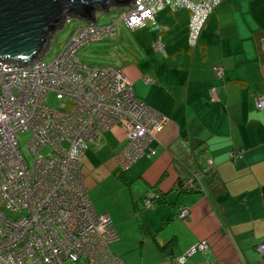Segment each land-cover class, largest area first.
Segmentation results:
<instances>
[{
  "label": "crops",
  "instance_id": "obj_1",
  "mask_svg": "<svg viewBox=\"0 0 264 264\" xmlns=\"http://www.w3.org/2000/svg\"><path fill=\"white\" fill-rule=\"evenodd\" d=\"M171 3L141 0L123 8L135 9L137 17L123 21L127 57L117 68L132 82L135 98L166 118L152 143L155 153L121 171L115 155L125 145L124 129L101 132L81 165L90 199L122 200L123 215L110 217L114 202L95 211L109 216L117 235L110 250L127 264H264L255 251L264 241V108L254 106L264 97V0H225L194 48L187 42L189 11ZM156 40L161 50H154ZM193 172L203 174L200 181L190 180ZM149 192L162 194L163 202L144 209ZM182 207L188 209L183 219ZM201 239L206 252L182 263L170 259Z\"/></svg>",
  "mask_w": 264,
  "mask_h": 264
},
{
  "label": "built area",
  "instance_id": "obj_2",
  "mask_svg": "<svg viewBox=\"0 0 264 264\" xmlns=\"http://www.w3.org/2000/svg\"><path fill=\"white\" fill-rule=\"evenodd\" d=\"M140 3L141 0H136ZM163 5L167 0H154ZM222 0H176L190 10L188 43L194 46L210 11ZM136 10L124 13L132 23ZM72 19V16L68 18ZM68 20H64L67 22ZM127 22V23H128ZM47 65L0 57V259L3 264H127L112 253L116 234L109 216L97 213L83 184L82 159L89 143L115 126L124 129L127 148L115 155L121 171L155 153L151 143L166 118L138 101L117 67L82 63L76 50L113 35L114 26L82 24ZM111 35V36H112ZM161 50L162 43H152ZM264 55V35L259 39ZM215 73L221 75L216 66ZM149 79H145L148 82ZM54 93L59 105L47 104ZM213 100V91H211ZM256 109L264 107L257 97ZM30 133L29 158L19 150V133ZM236 158V154L230 153ZM151 203L147 198L144 206ZM16 212L17 217L7 213ZM188 214L179 210V217ZM201 240L173 262L206 252ZM264 255V242L256 245Z\"/></svg>",
  "mask_w": 264,
  "mask_h": 264
},
{
  "label": "water",
  "instance_id": "obj_3",
  "mask_svg": "<svg viewBox=\"0 0 264 264\" xmlns=\"http://www.w3.org/2000/svg\"><path fill=\"white\" fill-rule=\"evenodd\" d=\"M136 0H0V57L36 59L63 16L95 22L96 10L134 7Z\"/></svg>",
  "mask_w": 264,
  "mask_h": 264
},
{
  "label": "rangeland",
  "instance_id": "obj_4",
  "mask_svg": "<svg viewBox=\"0 0 264 264\" xmlns=\"http://www.w3.org/2000/svg\"><path fill=\"white\" fill-rule=\"evenodd\" d=\"M124 13L125 12H123V8H118L114 6H109L107 11L96 10L94 23L86 20L79 21L76 18H72V19L70 18L68 20V18L71 17V15L63 16L64 20H68V21L64 22L62 27L56 29V31L48 39L47 45L41 51V53L38 56L39 58L37 57L38 58L37 60H40L43 57L41 60L43 64L44 65L49 64L58 55L62 47L69 41V39L75 33L77 28H81L82 26H84L82 25L83 23L84 24L93 23L95 24L94 27L96 26L104 27L106 25H113L115 32L113 35L111 34L112 36L104 35L102 38H96L94 40H90L88 43L80 46L75 52L76 57L82 63L87 65L119 67V68L123 67V60H125V57H127L126 56L127 50L125 47L123 48V31H125L126 29L125 27H127V25L123 22ZM126 80H128L131 83V87H132V82L129 80L128 77H126ZM47 104L54 107H57L59 105V102L58 100H56L54 93H50L48 95ZM29 137H30V133H26V132L19 133V139H18L19 150L23 154V156L27 158H29V154H30L29 149L27 147V140L29 139ZM124 147L127 148V145H124L123 148ZM83 184L86 186L84 181ZM112 202H114L115 204V195L113 197L104 199L103 202H98L97 204L95 203L93 205L96 211L102 212L108 210L107 205L111 204ZM112 206H113L112 208L113 210L112 211L108 210V214L110 215L111 218H114L115 216L123 215V211L125 210L123 209L122 200L115 205L112 204ZM7 214L11 217L18 216L16 212H8ZM0 264H3L1 259H0Z\"/></svg>",
  "mask_w": 264,
  "mask_h": 264
},
{
  "label": "trees",
  "instance_id": "obj_5",
  "mask_svg": "<svg viewBox=\"0 0 264 264\" xmlns=\"http://www.w3.org/2000/svg\"><path fill=\"white\" fill-rule=\"evenodd\" d=\"M225 0H222L221 2H219L216 6H214L213 8H212V10L210 11V13H209V15L215 10V8H217L221 3H223ZM155 2H157V1H155ZM157 3H159V2H157ZM172 5H174V6H176L177 4H176V0H172V3H171ZM177 7V6H176ZM181 8H185V7H181ZM185 9H187V8H185ZM188 11H189V22H188V33H187V42H188V34H189V23H190V18H191V12H190V10L189 9H187ZM209 15H208V17H209ZM208 17H207V19H208ZM207 19H206V21H207ZM206 21L204 22V24H203V26H202V28H201V30H200V32H199V35H198V38H197V42H196V44L194 45V46H191L189 43H188V45H189V47H191V48H194V47H196L197 46V44H198V41H199V38H200V35H201V32H202V30H203V28H204V26H205V23H206ZM63 23H64V18H63V20H61V22L58 24V26H57V28H60V27H62L63 26ZM115 31V30H114ZM263 36V35H262ZM111 37V36H110ZM260 49V48H259ZM261 52V51H260ZM262 54V53H261ZM262 56L264 57V55L262 54ZM216 66H218L220 69H221V72H222V74L221 75H218L217 73H215V70H214V68L216 67ZM212 70H213V73H214V75H215V77L217 78V79H221L222 78V76H223V71H222V68L220 67V65H218V64H214L213 66H212ZM146 79V78H145ZM149 82V81H148ZM211 91H213V100H212V97H211ZM209 98H210V100H212V101H214L215 100V97H214V88H211L210 90H209ZM256 99V98H255ZM138 101H140V100H138ZM143 102V101H142ZM254 102H255V100H254ZM144 103V102H143ZM145 104V103H144ZM255 106V105H254ZM264 108V107H263ZM263 108H261V109H263ZM153 109V108H152ZM261 109H258V110H261ZM155 110V109H154ZM157 111V110H156ZM158 112V111H157ZM160 113V112H159ZM161 114V113H160ZM163 115V114H162ZM154 142V141H153ZM152 142V143H153ZM152 143H151V146H152ZM155 150V149H154ZM242 152V150H237L236 152L234 151H231L230 153H233V154H236V158H234L233 156H231L230 155V153H229V159L231 160V161H234V160H236L238 157H239V155H240V153ZM142 157V156H141ZM140 158V157H139ZM138 159V158H137ZM136 159V160H137ZM135 160V161H136ZM134 161V162H135ZM133 162V163H134ZM132 163V164H133ZM131 164V165H132ZM131 165H130V167H131ZM129 169V168H128ZM127 169V170H128ZM202 176H203V174H201V173H199V172H193L192 174H191V178H190V180L191 179H194V180H196V181H200V179L202 178ZM200 183V182H199ZM186 189H188V186L187 187H185V189H183V190H180L179 192H185L186 191ZM151 193H153V195L151 194ZM89 194V193H88ZM90 197V196H89ZM147 198H149L150 199V201H151V203L148 205V206H144L143 205V201L145 200V199H147ZM143 201H142V207L144 208V209H148V208H150L155 202L156 203H158V202H160V203H162L163 202V196H162V194H160L159 192H149L147 195H145V197L143 198ZM183 208H185V207H183ZM187 209V208H186ZM188 210V209H187ZM179 214V213H178ZM187 216V215H186ZM185 216V217H186ZM184 217V218H185ZM180 218V217H179ZM181 219H183V218H181ZM201 240H204V239H201ZM201 240H199V241H201ZM198 241V242H199ZM206 241V240H205ZM198 242H196V243H198ZM207 242V241H206ZM264 242V241H263ZM172 243H173V239H171V240H169L168 242H166L162 247H161V249H165L166 247H168V246H171L172 245ZM195 243V244H196ZM259 243H261V242H259ZM259 243H257V244H259ZM256 244V245H257ZM208 245V244H207ZM256 245H255V247H256ZM110 248V247H109ZM207 250H208V247H207ZM206 250V251H207ZM196 252H198V251H196ZM196 252H194V253H196ZM260 258H262V257H264V255H262V256H259ZM120 258V257H119ZM176 258V257H175ZM121 259V258H120ZM172 261H173V258H170ZM122 260V259H121Z\"/></svg>",
  "mask_w": 264,
  "mask_h": 264
},
{
  "label": "clouds",
  "instance_id": "obj_6",
  "mask_svg": "<svg viewBox=\"0 0 264 264\" xmlns=\"http://www.w3.org/2000/svg\"><path fill=\"white\" fill-rule=\"evenodd\" d=\"M136 5H138V2H136ZM132 10V9H131Z\"/></svg>",
  "mask_w": 264,
  "mask_h": 264
},
{
  "label": "flooded vegetation",
  "instance_id": "obj_7",
  "mask_svg": "<svg viewBox=\"0 0 264 264\" xmlns=\"http://www.w3.org/2000/svg\"><path fill=\"white\" fill-rule=\"evenodd\" d=\"M137 8V7H136ZM134 10V9H133Z\"/></svg>",
  "mask_w": 264,
  "mask_h": 264
}]
</instances>
